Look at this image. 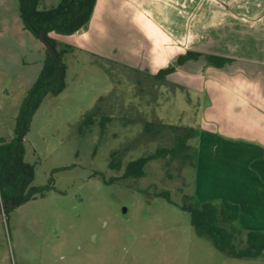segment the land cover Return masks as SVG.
Returning a JSON list of instances; mask_svg holds the SVG:
<instances>
[{
    "label": "rangeland",
    "instance_id": "rangeland-1",
    "mask_svg": "<svg viewBox=\"0 0 264 264\" xmlns=\"http://www.w3.org/2000/svg\"><path fill=\"white\" fill-rule=\"evenodd\" d=\"M7 36L0 32V70L11 76L0 75L5 141L24 100ZM67 65L64 90L44 98L24 137L31 186L50 190L0 215V264H264L263 257H228L197 236L179 208L190 203L184 197L197 198L192 168L178 172L168 158L157 159L144 178L122 179L130 161L171 146L167 129L143 136L146 123L196 127L192 92L152 85L129 65L90 54H73ZM151 185L173 203L154 197Z\"/></svg>",
    "mask_w": 264,
    "mask_h": 264
},
{
    "label": "crops",
    "instance_id": "crops-1",
    "mask_svg": "<svg viewBox=\"0 0 264 264\" xmlns=\"http://www.w3.org/2000/svg\"><path fill=\"white\" fill-rule=\"evenodd\" d=\"M59 2L39 0V9ZM93 11L85 29L49 34L66 51V72L67 59L76 53L150 74L187 51L230 60L222 68L207 66L203 58L187 62L169 80L195 98L194 196L220 203L240 228L264 231V0H96ZM20 14L19 0H0V32L17 50L25 98L45 53ZM0 75L11 77L4 70Z\"/></svg>",
    "mask_w": 264,
    "mask_h": 264
},
{
    "label": "trees",
    "instance_id": "trees-1",
    "mask_svg": "<svg viewBox=\"0 0 264 264\" xmlns=\"http://www.w3.org/2000/svg\"><path fill=\"white\" fill-rule=\"evenodd\" d=\"M19 3L24 29L35 38H38L39 33L44 31L45 40L51 45L56 58H52L43 48L45 53L43 67L20 105L15 121L14 136L9 141L0 139V201L12 204L14 207L34 199L36 195L42 196L44 192L50 190L49 184L42 187L31 186L34 180V166L24 161V137L29 130L33 115L47 95L56 96L65 87V65L62 57L66 51H59L55 40L50 38L49 34L69 36L85 29L94 12L96 0H60L56 6L44 10L39 9V0H19ZM200 58L204 59L207 66L215 68H222L230 62L224 57L187 51L156 74L134 68H129V71L138 76L144 74L143 76L149 79L152 85H166L183 90L182 86L174 84L168 77L178 67ZM136 82H139V78ZM163 129H167L169 136L172 137L171 146L159 148L150 155L130 161L125 166L122 179L144 178L147 175L146 165L157 159L168 158L170 162L176 164L178 172L185 168L193 170L196 168L199 154L197 149L188 142L198 136V127L149 122L144 125L142 135L150 134L151 137H156ZM149 188L152 189L154 197L173 203L168 191L159 190L155 185ZM137 190L140 193L144 192L143 189ZM184 199L190 203L179 208L189 213L191 225L195 228L198 237L208 239L217 251L231 258H264V231L243 230L236 221L228 218L224 207L216 201H200L193 196H186ZM10 209L6 208L4 213ZM243 232L246 233L245 239L240 240Z\"/></svg>",
    "mask_w": 264,
    "mask_h": 264
},
{
    "label": "water",
    "instance_id": "water-1",
    "mask_svg": "<svg viewBox=\"0 0 264 264\" xmlns=\"http://www.w3.org/2000/svg\"><path fill=\"white\" fill-rule=\"evenodd\" d=\"M44 31L40 32L38 35V41L41 43L42 47L47 51V53L52 57L56 58L55 52L52 49L51 45L45 40ZM14 207L12 204H6L5 202H0V215H3L6 208Z\"/></svg>",
    "mask_w": 264,
    "mask_h": 264
}]
</instances>
